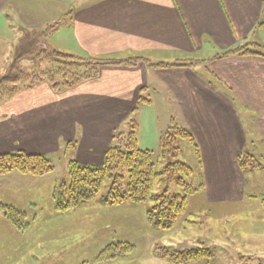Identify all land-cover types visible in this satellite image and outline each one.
<instances>
[{
    "label": "crops",
    "instance_id": "1",
    "mask_svg": "<svg viewBox=\"0 0 264 264\" xmlns=\"http://www.w3.org/2000/svg\"><path fill=\"white\" fill-rule=\"evenodd\" d=\"M261 22L264 0H0V76L19 41L39 33L51 52L130 63L103 65L66 90L40 83L2 100L0 155L71 149V161L100 166L115 133L161 99L173 105L170 123L193 137L207 201L241 202L239 155L252 148L264 160V58L220 57L264 45ZM159 138L152 133V147Z\"/></svg>",
    "mask_w": 264,
    "mask_h": 264
},
{
    "label": "rangeland",
    "instance_id": "2",
    "mask_svg": "<svg viewBox=\"0 0 264 264\" xmlns=\"http://www.w3.org/2000/svg\"><path fill=\"white\" fill-rule=\"evenodd\" d=\"M40 35H26L37 40L32 48H23L26 37L19 41L21 51L15 50L0 80L9 72L19 79L15 87L19 90L40 83L61 87L75 80V75L82 77L94 68L70 69L63 65L66 60L45 50ZM242 48L264 54V45L258 43L233 50ZM2 100L6 99L0 96ZM141 100L144 105L149 102ZM172 106L154 99L149 108L138 109L140 117L127 120L114 135L115 143L124 146L138 126L137 139L140 146L153 153L157 174L176 162L190 169L181 178L196 192L187 193L184 187L169 183L165 175L151 186L150 196L164 192L185 196V210L172 227L162 229L148 220L147 212L153 206L150 201L106 203L103 196L108 181L95 197L82 191L86 202L78 200L72 207H63L70 187L69 163L73 162L71 149L65 148L69 151L57 156L40 155L49 162L50 172L45 175L0 172V264H173L163 256L186 251L198 255L187 264H264V160L252 148L241 153L238 166L248 181L242 201L210 204L204 196L199 152L188 139L179 138L178 133L186 131L179 121L170 123L168 111L174 112ZM171 125L176 128L170 131L177 137L176 143L166 139L171 151L162 155L158 145H151L152 133L159 138Z\"/></svg>",
    "mask_w": 264,
    "mask_h": 264
},
{
    "label": "trees",
    "instance_id": "3",
    "mask_svg": "<svg viewBox=\"0 0 264 264\" xmlns=\"http://www.w3.org/2000/svg\"><path fill=\"white\" fill-rule=\"evenodd\" d=\"M263 25V22L258 24L259 27H262ZM25 37L27 42L24 44L23 48H32L30 45L37 42V40L34 39L35 36ZM22 46L23 45H19L16 48V52L20 53ZM52 54L58 58L66 60L63 65L65 64L69 66L68 68L70 69L94 67L90 72L87 71L84 73L82 77L75 75V80L68 82L67 84L63 83L61 87L51 84V87L55 91L66 90L82 81L95 78L99 72V68L103 65H116L122 63L130 65V63L126 61L121 63L95 61L63 55L55 51H52ZM253 55L264 58L263 53H259V51L251 52L247 48L223 53L220 58ZM159 66L164 67L165 65L159 64ZM11 70H13V67H11ZM18 81V78H12L8 72L4 79L0 80V96L4 99L13 98L20 91L15 88ZM11 85L14 87L9 89V86ZM32 87L33 86H29L24 89H30ZM142 103V100L139 99L138 104L140 105ZM173 126L174 125H171L170 128L165 133H162L159 138L158 147L161 149L162 155H167V153L171 151L168 149L169 147L166 143V139H168V142L171 144L176 143L177 137L170 135V131L176 129ZM135 131L130 133L127 138V143H125L124 146L120 145V143H115L117 139L116 137H113L111 146L106 151L103 162L100 166H85L79 165L76 162L69 163L70 166L68 175L70 187L66 194V203L63 204V207H72L78 202V200L86 202L87 197H84L82 191L86 192L91 198L95 197L104 182L108 181L109 185L107 192L105 196H103L106 203L109 202L111 204H116L124 201L141 203L150 201L153 206L149 212H147L148 220L155 226L162 229H169L172 227L177 217L185 210V196H171L167 192L157 196H150L151 186L156 178L165 175L169 183L184 187L187 193L190 194L196 192V189H191L189 186L185 185L181 178L183 175H188L190 173V169L184 164L176 162L172 165L166 166L161 174H157L154 170L153 160L155 158L153 153L151 151L141 150L138 148ZM178 134L179 138L188 139L191 144L195 145L192 135L187 130ZM173 149L177 150V147H174ZM11 171H26L27 173L42 176L50 172V166L47 158L40 155H27L24 153L0 155V172L6 173ZM163 257L173 264H187L197 260L198 255L192 254L191 251H186L177 255H164Z\"/></svg>",
    "mask_w": 264,
    "mask_h": 264
}]
</instances>
